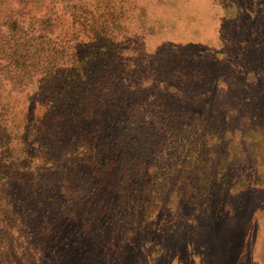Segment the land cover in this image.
Instances as JSON below:
<instances>
[{
    "label": "trees",
    "instance_id": "1",
    "mask_svg": "<svg viewBox=\"0 0 264 264\" xmlns=\"http://www.w3.org/2000/svg\"><path fill=\"white\" fill-rule=\"evenodd\" d=\"M134 7L131 0H0V264H73L80 246L73 252L63 242L79 238L77 206L93 205L92 178L107 194L123 191L139 207L127 210L143 214L147 227L185 206L191 217L214 219L213 187L207 174L197 179L212 163L211 146L197 139L196 114L182 116L189 99L175 97L178 68L169 74L145 57L152 49L130 23ZM128 52L138 54L134 62ZM208 128L223 149L215 155V164L224 155L218 181L237 200L251 188L234 190L243 175L249 184L256 178L243 167L255 161L243 153L244 139L240 154L230 149L244 127ZM103 210L91 215L103 218Z\"/></svg>",
    "mask_w": 264,
    "mask_h": 264
},
{
    "label": "rangeland",
    "instance_id": "2",
    "mask_svg": "<svg viewBox=\"0 0 264 264\" xmlns=\"http://www.w3.org/2000/svg\"><path fill=\"white\" fill-rule=\"evenodd\" d=\"M131 1L136 19L130 23L142 30L152 49L145 57L158 70L178 68L183 79L181 88L174 89L180 93L175 97L189 99L182 116L196 114L194 122L203 131L197 139H208L211 146L206 157L212 163L209 169L202 167L197 179L207 174L213 187L207 201L214 219L191 217L192 207L185 206L179 217H160L156 228L147 227L143 214L127 210L126 204L133 201L123 191L107 194L109 188L92 178L96 199L92 197V206H77L76 225L83 230L64 246L73 252L80 246L73 260L77 264H264V135L247 130L264 128V0ZM137 55L125 53L133 62ZM210 124L222 130L242 124L244 131L235 133L230 149L240 154L244 139L243 153L253 152L254 163L245 160L243 167L249 172L253 168L256 178L249 184L248 176H242L234 190L245 184L251 188L237 200L218 181L224 155L215 164L217 150L220 156L223 149L215 147ZM158 170L164 172L165 167L158 164ZM144 187V182L139 184L136 193ZM227 198L235 203L232 209ZM100 209L103 218L91 215L99 216ZM157 212L150 218L157 220ZM84 239L87 244L79 243Z\"/></svg>",
    "mask_w": 264,
    "mask_h": 264
}]
</instances>
